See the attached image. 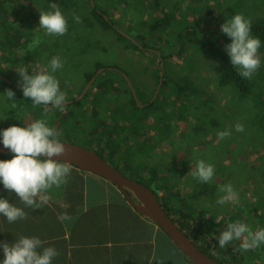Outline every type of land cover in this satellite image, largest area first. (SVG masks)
<instances>
[{"label": "rangeland", "instance_id": "rangeland-1", "mask_svg": "<svg viewBox=\"0 0 264 264\" xmlns=\"http://www.w3.org/2000/svg\"><path fill=\"white\" fill-rule=\"evenodd\" d=\"M221 1L199 0L197 3L195 0L193 15L190 10L186 14L188 18L202 17L208 22L212 18L208 32L202 33L199 39L206 42L213 39L225 51L231 38L223 34L221 25L229 19L223 17L218 23L214 22L219 11V5L215 3ZM94 2L100 12H109L105 18L113 23L112 29L99 25L91 0H67L57 5L67 19L68 30L63 36H55L47 35L39 24L41 11H54L49 7L53 3L51 0H0V76L3 77L0 79V132L13 125L27 127L36 120L47 121L50 128L60 129L57 133L60 141L94 150L128 178L154 191L167 212L168 207L181 209L193 219L199 217L205 226L210 223L211 232L204 235L210 241H217L218 245L221 235L217 236L215 232L228 230L229 223H244L253 233L264 228V124L253 121L255 115L264 114L256 105L264 101V71H257L249 79L255 82L253 91L242 98L234 88L219 87L218 59L216 62L207 57L200 47L187 46L182 60L172 49L178 56L167 65V71L171 70L164 89L165 72L160 70L161 65L164 67V58L153 48L166 43L169 35L166 32L148 35L151 23L146 22L162 13L149 6V0ZM188 2L186 0L184 5ZM252 3L251 0H227L235 15L254 16L259 10L252 7ZM6 30L11 32L10 38L4 40ZM140 32L145 36L149 51H141L143 48L139 51L131 45H139L136 38ZM36 37L40 43L29 48ZM200 40L193 41V44L200 46ZM54 57H59L63 64L56 72L50 68ZM260 59L264 64V57ZM98 65L102 68L97 71ZM20 68H24L29 76L53 75L66 99L59 107L51 103L34 105L31 98L23 96L19 86L23 83ZM95 72V81L86 95L78 100L88 85H84L86 77ZM180 84L187 89L185 87L182 91L178 87ZM6 89L15 93L13 98L6 96ZM98 92L102 95V102H97L95 94ZM184 95L186 98L182 97ZM133 99L138 110L133 108ZM119 106L130 110L127 113L118 111ZM91 107L100 111L99 119H107L112 130L116 123L111 118L130 117L135 121L122 120L112 134L118 139L112 137L104 141L108 128L104 122L84 127L83 132L85 124L80 113ZM94 118L88 116L89 120ZM228 120V126L222 129ZM59 121L61 127L57 124ZM249 121L252 126L247 124ZM236 123L244 125L243 132L235 131ZM91 128H99L97 135H102L92 136ZM226 130H231V136L218 139L217 132ZM112 142L119 148L112 146ZM181 154L185 155L184 159ZM199 159L214 165L215 176L211 182H199L191 176ZM224 165L228 169H224ZM188 167L191 169L188 174L180 175ZM230 172L236 173V180L228 184H232L238 193L239 201L220 205L217 200L227 195L220 188ZM163 197H166L168 207ZM241 210L244 215L236 216ZM246 236L247 233L239 239L240 253L232 252L234 260L240 264H264V253L258 256L253 249L245 251L242 248ZM215 258L220 261L219 257Z\"/></svg>", "mask_w": 264, "mask_h": 264}, {"label": "clouds", "instance_id": "clouds-1", "mask_svg": "<svg viewBox=\"0 0 264 264\" xmlns=\"http://www.w3.org/2000/svg\"><path fill=\"white\" fill-rule=\"evenodd\" d=\"M184 6L187 7V5ZM49 7L54 11H41L39 14L41 28L47 35H65L68 30L66 17L57 4L52 3ZM76 19L79 22V17ZM251 26V20L243 14H236L221 25L223 34L231 38V43L225 48L231 65L239 68L238 75L246 79H251L261 66V59L258 55L261 41L251 34ZM39 43L40 39L36 37L29 48L35 47ZM62 67L63 64L59 57H54L51 60L52 72H56ZM18 71L23 78V83L19 85L22 88L23 96L31 98L34 105L51 103L53 106L59 107L61 102L66 99L65 94L60 92L59 83L53 75L41 73L29 76L24 68H20ZM14 95L15 93L11 89H6V96L9 99ZM13 106L15 107V105ZM234 128L236 132L244 131V125L241 123H236ZM56 136L57 130L47 126L45 120H36L27 127L13 125L0 132V142L4 148L10 149L12 154L10 160H0V183L4 185L5 189L14 192L29 207L34 205L33 198L38 193L52 188L53 185L60 188L69 175L68 163L52 159L54 156L65 155L68 151L60 140L56 139ZM230 136L231 130L217 132V137L220 140ZM190 174L199 182H211L215 176V167L213 164L199 159L196 161L195 171ZM220 191L227 192V195L218 199V204L239 201V195L231 184L222 186ZM41 199L46 198L42 197ZM39 206L36 205V207ZM0 214L9 223L27 218L21 208L11 205L3 198H0ZM59 219L63 221L71 219V217L64 213ZM245 233L247 236L241 245L245 251L264 244V228L253 233L244 223L237 221L229 223L228 230L218 237L219 246L224 248L233 240H239ZM40 245L41 240L36 237H21L11 246L3 244L4 259L2 264H51V261L58 256V251L49 247L44 249L43 254L40 255L36 251Z\"/></svg>", "mask_w": 264, "mask_h": 264}, {"label": "crops", "instance_id": "crops-1", "mask_svg": "<svg viewBox=\"0 0 264 264\" xmlns=\"http://www.w3.org/2000/svg\"><path fill=\"white\" fill-rule=\"evenodd\" d=\"M180 156L185 158L184 154ZM69 168L60 188L53 185L38 193L31 207L3 188L2 198L21 208L27 218L9 223L0 214V264L4 259L3 244L11 246L21 237L40 239L36 249L40 255L46 248H55L59 254L51 264H192L154 222L128 204L116 186L78 168ZM188 170L189 167L180 175H187ZM64 213L71 219L60 220ZM243 215V210L236 213ZM253 251L262 256L264 244Z\"/></svg>", "mask_w": 264, "mask_h": 264}, {"label": "trees", "instance_id": "trees-1", "mask_svg": "<svg viewBox=\"0 0 264 264\" xmlns=\"http://www.w3.org/2000/svg\"><path fill=\"white\" fill-rule=\"evenodd\" d=\"M53 3H66L67 0H51ZM95 1V0H94ZM188 7H183L184 3L186 2V0H149L148 5L152 6V8L154 10H159L162 15L154 18L152 20L146 21L148 23H151L150 25V31L148 33V35H152L155 32H166L169 37L167 38V42H163V44L161 46L155 47L153 48V50H159L164 58V67L160 68V70H162V72H165V76H164V89L167 87L166 83V78L167 76L169 77V71L171 70V68H169V70L167 71V65L171 63V59L174 56H178L181 60L184 59V51L186 50L187 46L190 47H200L199 49L201 50V52L203 54H205L207 57L209 56V58H212L213 60H215L217 62V59L219 60V62H217V67H216V74L218 75V85L219 87H223V86H228L230 88H234L237 93L240 95V97L245 98L249 95H251L252 91H253V87H254V81H251L249 79L243 78L240 75H238V72L240 71L239 68H235L231 65L230 62V57L227 55V53L222 50L220 47L217 46L216 41H214L213 39H211L209 42L203 41L199 39V36L204 33L206 34L207 31V27L210 25H212L213 19L210 18V21L208 22V19H204L202 17H199L198 19H194L193 17L188 18L189 16L186 14L188 10H190L191 14L193 12V9L195 7V4H192L195 0H188ZM197 3L199 0H196ZM253 3L252 7H255L256 9L259 10V12H256L255 15H250V16H245L246 18H249L252 22V26H251V34L254 37H258L261 41V47L258 49V55L260 57H264V0H251ZM95 3V2H94ZM215 4L219 5V11L217 16L215 17L214 22H219L222 20L223 17L231 19L233 16H235L234 11L227 5V0H223V2H216ZM260 6V7H259ZM95 7V5H94ZM5 12V11H4ZM224 13V14H223ZM107 14H109L108 11H102L100 12L98 7L94 8V15L97 16V22L99 23L100 26H102L104 29H112L113 27V23L110 20H106L105 17H108ZM193 15V14H192ZM179 16V17H178ZM199 16V15H198ZM145 24L146 22L143 21ZM208 22V23H206ZM214 29H212L211 31H213ZM7 35H5V39H9L10 38V33L9 31H4ZM17 32V31H16ZM1 33V32H0ZM193 39V40H192ZM196 40H200L202 42V44L196 45L193 44V41ZM136 41L139 43V45L141 47H139V45H134L131 44L132 46H134L135 49H138L139 51L141 50V48H143V50H148L149 48L146 45L145 42V36L143 34H141L140 32V36H138L136 38ZM228 44H230L228 42ZM176 51L178 53V55H176V53H173V50ZM188 52V51H186ZM263 53V54H262ZM188 58V56H187ZM185 58V61L186 59ZM102 68L101 66L98 65L97 67V71ZM159 70V72H161ZM261 70L264 71V64L261 63V66L258 70V72H260ZM158 72V71H157ZM96 76V72L94 74H91L89 76L86 77V84H88L90 82V80ZM160 78V76H159ZM168 79V78H167ZM173 80V77H172ZM183 80H186V78H183ZM181 88V90L183 91L184 88L186 86H182L180 84V86H178ZM187 89V87L185 88ZM128 90V89H127ZM235 93V92H234ZM131 94V93H130ZM235 95L237 96V94L235 93ZM95 97H97V102H102L101 98L102 95L98 93L95 94ZM183 98H186V95L182 96ZM235 97V96H234ZM241 98V99H242ZM75 100V99H73ZM263 101V100H262ZM264 102V101H263ZM260 102L258 105L259 107V112L261 113L263 111L264 113V103ZM255 107V106H254ZM133 108H135L136 110H138V107L133 99ZM90 110L87 109H83L81 110V117L83 118L82 123H84L85 125L83 126V132L86 130L84 129V127H92L95 124L98 125V122H104L107 124L108 128L106 130L105 133H107V139H105L104 141L110 139V138H114L115 140H117L118 138H115L113 134V130L114 127L119 126L120 122L122 120H128V121H132L134 122L135 120H132L130 117L128 118H115L112 119L111 121H114L116 123L115 126H113V130L110 129V125H108V121L106 122L107 119H99L100 116V111L96 110L95 107H91L89 108ZM118 111H123L126 112L129 111L123 107H117ZM83 115V116H82ZM88 116H95L94 119L89 120ZM253 120L256 123L259 124H264V114H257L254 116ZM89 121V122H88ZM77 122V121H76ZM190 122V121H189ZM229 120L227 122H225L222 126L223 128H226L229 124ZM191 123V122H190ZM59 127L62 126V122L59 121V123H57ZM249 126H252V121H249L247 123ZM134 125H132L131 127H133ZM60 131V129H58L57 133ZM100 131V129H89V132L91 133L92 136L95 137H99V135H102L101 133L98 134V132ZM56 139H60V137L57 135ZM103 141V140H102ZM112 146L114 147H118L119 145L115 142H112ZM110 154H113L114 152H110ZM101 156V155H100ZM102 157V156H101ZM12 158V154H6V155H0V160H10ZM103 158V157H102ZM104 159V158H103ZM224 169H228V166L224 165ZM191 170V169H189ZM222 178V177H221ZM223 180V179H222ZM236 180V173H232L230 172L229 176L226 178V180L224 182V185H228V183L230 181H235ZM244 184V183H243ZM232 185V184H231ZM243 186V185H242ZM3 188L4 185L2 183H0V198H2V194H3ZM234 188V187H233ZM182 192V191H181ZM191 193V192H190ZM180 192L177 193V197L179 196ZM166 197H163L162 200L164 202V204H166L165 202ZM39 205V204H38ZM168 207V204H166ZM26 206V205H21V207ZM40 207V206H39ZM38 207V208H39ZM169 212L168 215L171 216L174 221L177 223V225L180 227V229H182L191 239H194L195 243L199 246V248L204 251L207 254H210L212 257H219L220 261L222 262L224 259V261L228 264H240L238 260H234L232 255V252L235 251V253H240V240H236V243H234L233 241L231 242V244L229 245V247H224V249H222L219 245L218 242L215 241H210L205 235L204 233L206 232H211L210 228H211V224L207 222V226L203 225L201 222V219L198 217L197 219H193L191 217L190 214H186L183 212V210L180 209L176 210L172 207H168ZM210 225V227H209ZM209 228V229H207ZM225 229V226H224ZM223 229V230H224ZM217 236H220L222 233L221 232H215ZM239 251H238V250ZM216 259V258H215ZM217 260V259H216ZM219 261V260H218Z\"/></svg>", "mask_w": 264, "mask_h": 264}, {"label": "water", "instance_id": "water-1", "mask_svg": "<svg viewBox=\"0 0 264 264\" xmlns=\"http://www.w3.org/2000/svg\"><path fill=\"white\" fill-rule=\"evenodd\" d=\"M91 3L93 6L95 5L93 0H91ZM156 53L158 54V52ZM158 55L160 56V54ZM161 68H163V65H161ZM124 77L127 79L125 75ZM0 79H3V77L0 76ZM6 81L8 82V80ZM94 81L95 77L90 80L82 97L78 100L86 95ZM127 81L131 88H133L130 81ZM60 142L68 150L67 154L54 156L52 157L53 160L61 163H68L69 166H74L85 173L97 176L116 186L123 193L128 204L137 213L154 222L192 264H224L216 260L210 254L202 251L195 243L194 239H191L180 229L174 219L169 216L163 208L158 195L150 188L138 181L128 178L122 171L112 166L94 150L66 141ZM6 154H11V151L10 149L4 148L2 142H0V155Z\"/></svg>", "mask_w": 264, "mask_h": 264}, {"label": "bare ground", "instance_id": "bare-ground-1", "mask_svg": "<svg viewBox=\"0 0 264 264\" xmlns=\"http://www.w3.org/2000/svg\"><path fill=\"white\" fill-rule=\"evenodd\" d=\"M117 24V23H116ZM28 58V57H27Z\"/></svg>", "mask_w": 264, "mask_h": 264}]
</instances>
